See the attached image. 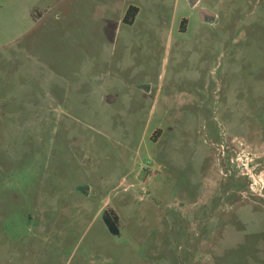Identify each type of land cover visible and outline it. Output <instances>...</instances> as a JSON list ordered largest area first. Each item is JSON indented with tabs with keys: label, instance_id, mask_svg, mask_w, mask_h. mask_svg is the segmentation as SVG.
I'll return each mask as SVG.
<instances>
[{
	"label": "rangeland",
	"instance_id": "rangeland-1",
	"mask_svg": "<svg viewBox=\"0 0 264 264\" xmlns=\"http://www.w3.org/2000/svg\"><path fill=\"white\" fill-rule=\"evenodd\" d=\"M191 2L0 0V264H264V0Z\"/></svg>",
	"mask_w": 264,
	"mask_h": 264
},
{
	"label": "trees",
	"instance_id": "trees-1",
	"mask_svg": "<svg viewBox=\"0 0 264 264\" xmlns=\"http://www.w3.org/2000/svg\"><path fill=\"white\" fill-rule=\"evenodd\" d=\"M137 13V9L135 7L130 6L127 9L126 15L123 19L124 22L130 23L133 20L134 15ZM102 220L107 228V230L112 234V235H117L118 230L116 227V221L117 217L114 214H111L108 211H105L102 214Z\"/></svg>",
	"mask_w": 264,
	"mask_h": 264
},
{
	"label": "water",
	"instance_id": "water-1",
	"mask_svg": "<svg viewBox=\"0 0 264 264\" xmlns=\"http://www.w3.org/2000/svg\"><path fill=\"white\" fill-rule=\"evenodd\" d=\"M194 3H195V0H192L191 4H194ZM200 13L203 19L206 18V14L210 17V15L206 11H200Z\"/></svg>",
	"mask_w": 264,
	"mask_h": 264
},
{
	"label": "built area",
	"instance_id": "built-area-1",
	"mask_svg": "<svg viewBox=\"0 0 264 264\" xmlns=\"http://www.w3.org/2000/svg\"><path fill=\"white\" fill-rule=\"evenodd\" d=\"M256 184H257V182L254 180V181H253V183H252V185L250 186V187H251V189L253 188V185H255V186H256ZM255 194H256V191H255Z\"/></svg>",
	"mask_w": 264,
	"mask_h": 264
}]
</instances>
